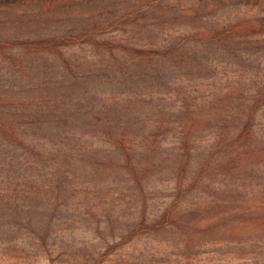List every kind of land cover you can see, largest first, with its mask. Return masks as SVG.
Segmentation results:
<instances>
[{
  "label": "rangeland",
  "instance_id": "rangeland-1",
  "mask_svg": "<svg viewBox=\"0 0 264 264\" xmlns=\"http://www.w3.org/2000/svg\"><path fill=\"white\" fill-rule=\"evenodd\" d=\"M0 264H264V0H0Z\"/></svg>",
  "mask_w": 264,
  "mask_h": 264
},
{
  "label": "trees",
  "instance_id": "trees-1",
  "mask_svg": "<svg viewBox=\"0 0 264 264\" xmlns=\"http://www.w3.org/2000/svg\"><path fill=\"white\" fill-rule=\"evenodd\" d=\"M11 136H12V138H14V139L17 138V140H19L20 144H21L22 142H26V141H27V137H26L25 133L15 131V129H14V131L12 130V135H11ZM13 141H15V140H13ZM15 142H16V141H15ZM16 143H17V142H16Z\"/></svg>",
  "mask_w": 264,
  "mask_h": 264
}]
</instances>
